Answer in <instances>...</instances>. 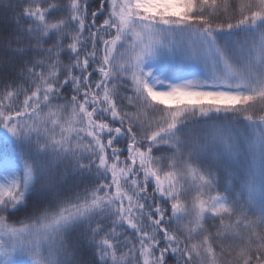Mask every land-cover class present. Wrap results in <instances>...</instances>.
Wrapping results in <instances>:
<instances>
[{"label":"snow or ice","instance_id":"snow-or-ice-1","mask_svg":"<svg viewBox=\"0 0 264 264\" xmlns=\"http://www.w3.org/2000/svg\"><path fill=\"white\" fill-rule=\"evenodd\" d=\"M0 264H264V0H0Z\"/></svg>","mask_w":264,"mask_h":264}]
</instances>
